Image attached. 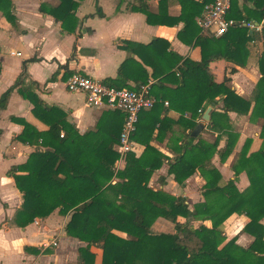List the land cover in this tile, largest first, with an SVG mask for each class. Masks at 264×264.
Instances as JSON below:
<instances>
[{"label": "trees", "instance_id": "obj_1", "mask_svg": "<svg viewBox=\"0 0 264 264\" xmlns=\"http://www.w3.org/2000/svg\"><path fill=\"white\" fill-rule=\"evenodd\" d=\"M82 1L58 0L55 7L41 4L39 11L59 22L63 33L73 34L77 26L75 12ZM122 1H118L116 11ZM208 1L187 0L192 11L191 7L183 8L174 19L184 23L177 34L180 41L185 40V35L195 39L194 46L200 50L198 61L168 51L170 45L163 39L136 48L131 42H122L125 51L140 59L133 70L138 76L126 77L130 64L135 62L127 58L114 79L102 81L109 87L131 91L150 84V95L156 100L150 110L139 114L142 123L139 120L131 136L144 149L139 157L126 154L122 170H115L119 155L113 150L124 119L122 112L105 111L94 130L79 134L67 122L64 112L43 104L32 90L35 83L25 84V66L37 60L23 62L21 74L0 96V111L5 109L10 94L17 90L32 105L33 117L46 125L47 130L38 131L23 120L12 119L23 127L16 138L19 142L38 143L45 148L35 150L24 164L7 172L23 199L14 215L17 227H26L36 218L45 219L56 210L60 216H68L66 236L84 244L78 249L76 264H96V252L92 248L100 252V264H264L261 223L264 219V52L255 56L261 77L252 101L238 96L228 85L229 78L215 82L209 70L212 62H228L230 74L237 72L236 67H249L255 36L245 27L230 28L219 37L209 33L198 35L195 18L201 15ZM250 1L252 8L240 9L231 0L227 18L264 21V0ZM129 9L143 14L146 23L153 24L144 1L139 0L137 6L130 5ZM0 12L8 23H15L12 0H0ZM96 15L103 17L99 8ZM261 40L264 46V25ZM143 53H148L150 58H144ZM130 81L133 86L128 84ZM208 106H212L208 127L218 133L213 142L203 140L200 134L196 138L191 136ZM171 112L177 114L176 119L169 116ZM229 113L237 116L250 113V121L261 120L262 143L256 152L248 154L251 140L246 139L232 166L233 179L223 181L212 159L218 155L219 161L225 163L238 140ZM173 126H178L181 134L173 145L168 139L166 148L172 155L169 158L151 142L163 143ZM222 137L225 141L220 149ZM163 165L166 176L177 185H184L198 172L204 180L203 201L190 209L185 197H175L162 190L166 185L164 176L158 178L159 188L149 186L152 175ZM243 171L249 184L239 191L235 182ZM18 172L24 174L17 175ZM233 214L247 219L243 231L253 238L247 247L237 245L236 237L228 239L224 233L223 223ZM158 218L171 222L174 233L154 234L151 226ZM194 220L200 223L194 226ZM205 221L211 222V226L204 225Z\"/></svg>", "mask_w": 264, "mask_h": 264}, {"label": "crops", "instance_id": "obj_2", "mask_svg": "<svg viewBox=\"0 0 264 264\" xmlns=\"http://www.w3.org/2000/svg\"><path fill=\"white\" fill-rule=\"evenodd\" d=\"M118 1L84 0L80 2L75 12L76 31L73 34H67L61 31L60 23L56 22L52 16L39 11L41 4L55 7L59 3L58 0H12L15 23H8L0 12V96L21 74L23 62L35 58L37 61L27 63L25 66V84L35 83L32 90L43 104L56 107L64 112L67 122L73 124L79 134H84L94 130L101 115L108 110L90 108L86 105L82 93L68 92L65 88V81L71 74L79 73L99 81L114 79L121 64L127 58H133L135 62H130L131 68H127L129 70L126 71L125 75L131 79L137 77V72L133 73V70L137 67L136 63L140 59L125 51L122 48L125 44L122 42H131L136 48L139 45H147L155 39H163L170 45L168 51L182 58L199 60L200 50L194 46L195 39H190V35H185V40L180 41L177 37V34L183 29L184 23L175 22L174 19L181 14L183 8L191 7L190 10L192 11V5L187 0H142L152 15L153 24H147L143 14L130 11L129 6H137L139 0H123L119 11H116ZM191 1L201 2V0ZM234 1L240 9L243 7L252 8L250 0ZM97 8L101 10L103 17L96 15ZM246 21L254 25H264V21L260 23ZM158 22H162L164 25H154ZM196 27L198 28L197 24ZM248 31L255 36V40L252 41L255 49L249 67H236L237 72L230 74V64L227 62L225 65L223 64L224 60H218L209 65V70L214 76L215 82L220 83L225 77L229 78L228 85L231 89L243 99L252 101L255 94L254 87L250 88L252 82L247 80L242 83L235 81L239 74L247 72L252 73V76L247 77V79L254 78L255 84L261 77L255 65V56L262 51L264 52L261 40L262 29L260 31ZM198 35H203V33L199 30ZM12 52L15 55H12ZM142 55L147 60L150 58L148 53ZM219 63L221 64L220 75L217 68ZM213 66L214 70L212 69ZM147 72L150 74L151 70L147 68ZM149 83L153 82L149 81ZM128 84L134 85L131 81ZM216 100L218 101L219 98ZM164 106L166 107L168 104H164ZM209 107L211 111L212 106L207 108ZM31 110L32 105L23 99L17 90H14L8 98L5 109L0 111V264H76L78 249L84 244L66 236L64 227L68 221V216H60L56 210L49 217L45 219L36 218L31 224L23 228L14 224V215L21 206L23 199L15 187L14 180L7 175V172L11 167L24 164L28 156L35 150H45L38 143L37 145H25L16 139L23 127L13 122L12 119L23 120L38 131L47 130L46 125L33 117ZM249 115L250 113L244 116L229 113L233 130L238 134V140L225 163L219 161L218 155L212 159V163L220 172L223 181L233 179L232 166L235 164L246 139L251 140L248 154L256 152L261 146L262 139L259 137L261 120L250 121ZM169 116L172 119L177 118V114L173 112L169 113ZM206 123L203 132H208L209 121ZM202 133H199L200 136ZM213 133L215 136L218 135L217 132L213 131ZM180 134L179 127L173 126L163 143L152 141L154 143L151 142V144L162 154L172 158L171 153L166 148V143L169 139L173 145L175 138ZM224 141L225 137H222L221 145L219 143L220 149L223 148ZM157 143L160 147L157 146ZM115 145L113 147L114 152ZM143 149V146L136 143L132 153L139 157ZM124 162V159H118L116 168L121 170L124 167ZM20 174L24 173H17V175ZM153 175L151 181L155 177ZM160 176L163 174L157 177V181ZM164 177H166V185L163 188H170L169 180L171 179V185H176V187L172 186L171 188L177 189L178 185L172 181L171 177H167L166 174ZM203 184V178L196 172L185 181L184 185H179L181 188L179 193L186 200L188 197L187 204L190 209L192 205L203 201L201 193L196 196L197 198L195 197L196 200L193 202L189 196L191 191L201 190ZM248 184L246 173L244 171L239 173L235 182L237 189L243 191L248 187ZM246 223L247 219L238 214L231 215L223 223L227 238L236 237V244L241 247H247L253 240L250 235L243 231ZM261 223L264 225V219ZM203 224L207 227L211 226L209 221H205ZM52 240L57 245L47 246V242ZM92 251L98 252L94 248ZM100 261L101 254L99 252L96 255L95 263L100 264Z\"/></svg>", "mask_w": 264, "mask_h": 264}, {"label": "built area", "instance_id": "obj_3", "mask_svg": "<svg viewBox=\"0 0 264 264\" xmlns=\"http://www.w3.org/2000/svg\"><path fill=\"white\" fill-rule=\"evenodd\" d=\"M231 8V0H209L203 6V11L196 24L199 30L205 34L209 33L219 37L233 27H245L248 30L260 31L262 25H254L245 19L236 21L228 19L227 14ZM15 55L14 52L11 53ZM150 84L140 86L137 91L127 89H116L109 87L102 81L79 74H71L65 81V88L70 93H82L85 103L90 108L102 110H117L124 115L118 142L115 151L122 159L128 153L135 150L136 143L131 140L139 123V114L150 110L156 103L155 98L150 95ZM165 105L167 103L165 102ZM51 242L47 246H56Z\"/></svg>", "mask_w": 264, "mask_h": 264}, {"label": "rangeland", "instance_id": "obj_4", "mask_svg": "<svg viewBox=\"0 0 264 264\" xmlns=\"http://www.w3.org/2000/svg\"><path fill=\"white\" fill-rule=\"evenodd\" d=\"M223 64H227V62L226 61H223ZM220 66H221V64L219 63L218 65H217V68H218V73H219V75H220ZM212 69L214 70V66L212 67ZM248 73V72H247ZM241 73V74H239V76H238V78L237 79H235V81H238V82H246V80L247 81H250V83L252 82V86L250 87V88H253L254 87V92H255V87H256V84H255V79L254 78H251V79H247V77H251L252 75V73ZM221 76H222V74H221ZM231 81H232V79H231ZM229 84V83H228ZM232 85V84H231ZM251 85V84H250ZM203 120L202 119H200L199 120V124H201V123H203L202 122ZM207 123L205 122V125H206ZM207 131L208 132H203V130L200 132V133H202V135H201V138L203 139V140H205V141H208V142H213L214 140H215V138L217 137V135L215 136L214 135V133H213V131L214 130H212V129H210L209 127H207ZM214 132H216V131H214ZM221 141V140H220ZM152 143H154V142H152ZM152 145V144H151ZM220 145H221V143H220ZM153 146V145H152ZM157 146L158 147H160L159 146V144L157 143ZM155 147V146H154ZM118 159H120V158H118ZM122 159H124V161H125V156H123V158ZM124 167H125V162H124ZM124 167L122 168V169H124ZM121 169V170H122ZM116 171L118 170L117 168L115 169ZM161 174H163V176L166 174V166L165 165H163L162 167H161V169L160 170H158V171H156L155 173H154V175L153 176H155L154 178H153V180L151 181L150 180V182H149V184H150V186H152L153 188H159V184H158V181H157V177L159 176V175H161ZM152 179V178H151ZM171 180V179H170ZM169 180V182H170V185H169V187L170 188H163L162 187V190L163 191H165V192H167V193H169V194H171V195H173V196H175V197H178V196H181V194L179 193L180 191H179V189H181L180 188V186L178 185V187H177V189L176 188H171L172 186H175L176 187V185H174V184H172L171 185V181ZM116 181V179H114L113 180V182H115ZM168 182V183H169ZM165 187V186H164ZM198 188V187H197ZM197 190V191H196ZM202 192V190H200V189H195V190H193V191H191L190 192V194H189V196L191 197V202H193L194 200H196V196L198 195L199 196V193H201ZM177 193V194H176ZM187 197V196H186ZM196 197V198H195ZM195 198V199H194ZM187 200H188V197H187ZM191 207H193V205L191 206ZM200 220H194L193 221V225H195V226H197L200 222H199ZM211 223V222H210ZM151 231L154 233V234H159V233H174V231H175V229H174V225L171 223V222H169V221H167V220H165V219H161V218H158L157 220H155L154 221V223L152 224V226H151ZM51 242H55V241H51ZM51 242H47V244H50ZM56 243V242H55ZM99 252H96V255L98 254Z\"/></svg>", "mask_w": 264, "mask_h": 264}, {"label": "water", "instance_id": "obj_5", "mask_svg": "<svg viewBox=\"0 0 264 264\" xmlns=\"http://www.w3.org/2000/svg\"><path fill=\"white\" fill-rule=\"evenodd\" d=\"M209 111H210V107L207 108L202 115L203 123L198 124L197 127L191 132L192 137L196 138L199 135V133L204 129V126H205L204 123L209 121V116H208Z\"/></svg>", "mask_w": 264, "mask_h": 264}]
</instances>
